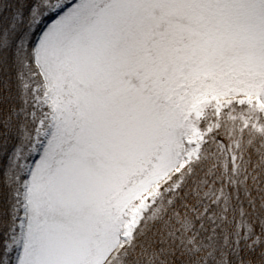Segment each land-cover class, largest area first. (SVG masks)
I'll list each match as a JSON object with an SVG mask.
<instances>
[{
  "label": "snow or ice",
  "instance_id": "1",
  "mask_svg": "<svg viewBox=\"0 0 264 264\" xmlns=\"http://www.w3.org/2000/svg\"><path fill=\"white\" fill-rule=\"evenodd\" d=\"M0 264H264V0H0Z\"/></svg>",
  "mask_w": 264,
  "mask_h": 264
}]
</instances>
